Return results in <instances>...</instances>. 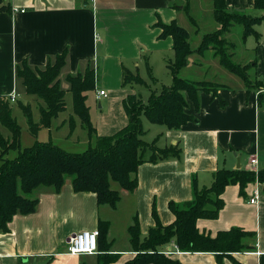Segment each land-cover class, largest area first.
Returning <instances> with one entry per match:
<instances>
[{
	"label": "crops",
	"instance_id": "obj_1",
	"mask_svg": "<svg viewBox=\"0 0 264 264\" xmlns=\"http://www.w3.org/2000/svg\"><path fill=\"white\" fill-rule=\"evenodd\" d=\"M225 5L231 13L240 12L253 18L264 16V11L254 8V0H225ZM209 6L212 23L202 27L204 30L195 28V37L199 38L192 51L198 48L205 34L220 28L213 18L212 0ZM199 8V0H0V105L3 102L18 105V84H22V80L17 77V69L23 62L31 69L44 70L56 56L66 53L59 85L64 69L67 73L62 75L61 81L66 82L68 76L83 75L91 70L94 90L92 98L87 95L90 92L86 93V104L90 100L95 106V111H91V105L87 104L96 135L92 139L88 133L87 136L91 143H95L97 137L111 136L128 123L123 108L127 96L135 94L143 101L136 86L148 89L149 94L152 86L161 87L154 75L155 65L161 64L170 75L167 62L174 59L172 39L161 36L162 27L174 23L186 30L179 25L182 16L193 18ZM237 25L240 26L241 48L239 43L225 37L231 34L233 24L223 35L232 45L228 54L232 60L236 59L233 64L241 68L251 66L246 73L251 80L260 82V86L248 90L239 77L220 64L214 51H205L210 52L209 59L193 52L187 58V65L178 72L180 78L189 80L183 70L199 71L203 63H210L220 79L229 83L217 78L205 80L219 88L215 94H200L198 111L188 102L186 113L195 120L178 130L163 126L164 131L157 137L165 140L161 142L156 138V146L178 145L180 158L139 165L134 191L111 184V189L119 193L114 207L97 204L94 193H76L70 177H65L57 192L41 186L26 194L25 197L37 200L36 210L29 215L14 216L7 225V232H0V264H98V256L102 254L114 255V264H124L136 255L129 236V228L135 220L141 239L155 224L151 214L153 207L161 225H171L175 217L168 204L192 200L193 177L198 187L203 188L211 185L213 173L220 169L264 171V19L253 26L254 33L246 39H243V26ZM237 52L241 53L240 57L236 56ZM145 61L153 81L146 73ZM140 66L144 69L143 76ZM123 68L138 74L144 85L123 86ZM68 89L64 90L65 94L70 93ZM100 91H104V96L99 95ZM12 94L14 102L9 99ZM26 96L36 105L38 119L34 122L37 123L39 108L44 104L35 96ZM23 105L31 108L30 104ZM58 116L48 129L54 126L57 133L58 129L66 128L67 140L77 128L85 130L74 115L73 107L66 117L58 120ZM70 120L74 123L72 132ZM252 156L256 160L254 169L250 166ZM255 191L258 202L251 205L249 199ZM220 198L223 206L217 217L197 220L196 229L210 238L231 229L243 231L247 236L242 240L240 252L222 256L181 252L174 241L160 247L159 252L179 264H264V185L254 182L242 190L238 185H230ZM100 222L107 225V231L98 239L96 254H66L70 237L83 231L99 230ZM167 252L171 254H165Z\"/></svg>",
	"mask_w": 264,
	"mask_h": 264
},
{
	"label": "trees",
	"instance_id": "obj_2",
	"mask_svg": "<svg viewBox=\"0 0 264 264\" xmlns=\"http://www.w3.org/2000/svg\"><path fill=\"white\" fill-rule=\"evenodd\" d=\"M254 8L264 11V0H254ZM213 18L220 28L203 36L195 51L189 45V34L183 28L172 23L162 27V37L172 39L174 59L167 62L172 83L152 91L146 103L139 96L128 95L123 101V108L128 118L125 127L111 136L97 137L93 146L82 153H68L50 141L36 140L32 146L23 149L19 146L20 127L12 116L9 102L0 105V232H7V225L16 215H29L35 212L37 200L26 196L43 186L59 191L65 177L72 178V187L76 193H94L97 204L114 207L119 200V193L111 189V182L127 191H134L137 186L135 177L137 168L142 163H157L169 158L179 159L181 150L178 145L158 148L156 139L153 143L142 140L145 131L141 118L150 124L164 126L168 130H178L194 117L186 113L188 102L195 111L199 109L201 93L215 94L219 86L206 81H190L178 77V72L187 65V58L193 52L201 54L212 50L218 56L220 64L230 73L239 77L247 89L258 88L260 82L251 80L247 70L251 66L239 67L232 63L227 43L223 35L233 24L243 26V39L254 33L253 26L260 23L264 16L250 17L240 12H229L225 0H212ZM66 53L54 58L44 70L31 69L23 62L17 69V77L22 80L25 93L39 98L44 107L39 108V121L34 122L30 106L18 103L31 135L37 136L40 129H48L53 119L65 111V91L60 88L59 74L65 64ZM146 73L154 80L147 61ZM68 92L72 95L73 113L92 139L96 135L86 93L94 90V76L91 70L83 75L68 76ZM144 85L138 74L123 68L122 85ZM262 102V95L258 96ZM222 105V103H219ZM70 131L74 123L69 121ZM11 151L16 156L8 158ZM258 182L264 185V171H245L241 169H220L213 173L209 187L199 188L196 179L191 180L192 200L182 204L169 203L168 208L175 221L168 226L159 222L155 207L152 209L154 226L149 228L144 239L140 237L137 220L129 228L130 243L136 255L124 264H179L166 258L159 248L174 241L181 252L214 253L228 255L243 249L242 240L247 236L241 230L231 229L219 232L215 238L200 234L196 229L199 219H215L223 206L220 196L230 185H238L242 190L247 184ZM99 237H104L107 225L100 222ZM98 237V239H99ZM114 255L98 256V264H114Z\"/></svg>",
	"mask_w": 264,
	"mask_h": 264
},
{
	"label": "rangeland",
	"instance_id": "obj_3",
	"mask_svg": "<svg viewBox=\"0 0 264 264\" xmlns=\"http://www.w3.org/2000/svg\"><path fill=\"white\" fill-rule=\"evenodd\" d=\"M210 0H199V5L200 8L196 11L195 13V17H191V16H182V19L179 22V25L184 27L190 34V40H189V44L191 46V49H194L198 44L196 43L197 38L199 37H195V31L196 30H204L202 27H206L210 22L212 23V17L210 16V6H209ZM191 15L193 16V13H191ZM185 17V18H184ZM194 20H196L197 25H193V22H195ZM196 28V30H195ZM240 26H238L237 24H235L233 30L231 31V34H226L227 36H225L226 38H228V40H232L233 42H235L236 44L239 43V47L241 48V44L239 41V30ZM204 56V59H209V54L210 52H203L201 53ZM236 56L240 57L241 53L237 52ZM198 57V56H197ZM195 58V57H194ZM229 58L231 59V54H229ZM236 59L232 60V63L235 61ZM153 62H155V59H153ZM143 66H140V74L143 76ZM184 72L183 75L186 76L189 80L191 81H205V80H212V78H217L218 80H221L220 82H225V83H229L228 81H226L225 79H220L222 77H220L217 73V71L213 70V67H211L210 63H203L202 67L199 69V71H196L194 68H187L186 70H183ZM224 71V70H222ZM67 73V71L64 69L61 72V78L62 75H65ZM154 75L155 77L158 79V82L161 86H169L172 83V80H170V75L168 74V72L165 70V68H163L160 64L159 65H155V69H154ZM225 72H223L224 74ZM222 74V73H221ZM181 74H178V77H180ZM60 78V88H62L63 90H67L69 85L68 83L64 80L61 81ZM97 82V81H96ZM168 84V85H166ZM137 89H139V92L142 96L143 102L146 103L148 100V95H150L148 93V89H145L144 87L141 86H136ZM23 86L21 83L18 84V101L19 103L22 104H30L31 105V109L33 112V117L34 120L38 119V111L36 108V105H34L32 102H29L28 97L26 96L25 90H23ZM160 89V87H151L150 90L152 91H158ZM93 92V91H92ZM88 96L91 95V98L93 96V93H88ZM65 102H66V111L62 114H60L58 117V120L61 117H66L68 114L71 113V108H72V103H71V94L70 93H66L65 94ZM90 101V100H89ZM89 101H87L88 105H91V103H89ZM91 111H95V106L94 103H92L91 105ZM11 110H12V116L13 118L16 120L17 124L20 127V138H19V146L21 149L25 148V147H30L32 146V144L38 140V141H50L52 142V144H54L55 146L59 147L60 149H62L65 152L68 153H82L84 152L87 148H89L90 146H93L94 143H91L90 139L87 136V132L85 130H80V128H77L76 131L72 134L70 140H67V134L66 133V128L60 130L58 129V132L56 133V129L54 128V126H52L51 129H40L37 136L33 137L29 130H28V126L26 124V119L24 118L21 110L18 108V105L16 103H13L11 106ZM141 122H142V126L143 129L145 130L146 133H144V135L141 137L143 141L150 143L152 140L158 138V140L160 139L161 142H164L165 138L160 136L157 137L158 134H160L162 131H164V127L163 126H159V125H153L148 123V121L145 118H141ZM57 123V122H55ZM3 134L5 136L8 135L9 132H7L5 129L1 128ZM157 140V141H158ZM14 156H16V151H11L8 155V158H13ZM112 185H116V183L111 182Z\"/></svg>",
	"mask_w": 264,
	"mask_h": 264
},
{
	"label": "built area",
	"instance_id": "obj_4",
	"mask_svg": "<svg viewBox=\"0 0 264 264\" xmlns=\"http://www.w3.org/2000/svg\"><path fill=\"white\" fill-rule=\"evenodd\" d=\"M11 2L12 0H7ZM15 12H18L17 9H14ZM20 13H23L24 10H20ZM99 95L104 96V91H100ZM10 102L15 101V96L12 94L10 97ZM256 165V160L254 156L250 158V166L254 169ZM258 202V193L255 191L253 193V196L249 199V203L251 205L257 204ZM98 237H99V231L93 230V231H83L80 233H77L70 237L67 245V251L66 254L71 256H77V255H93L97 253L98 250ZM165 254H171V252H167Z\"/></svg>",
	"mask_w": 264,
	"mask_h": 264
},
{
	"label": "water",
	"instance_id": "obj_5",
	"mask_svg": "<svg viewBox=\"0 0 264 264\" xmlns=\"http://www.w3.org/2000/svg\"><path fill=\"white\" fill-rule=\"evenodd\" d=\"M41 264H44V263H41Z\"/></svg>",
	"mask_w": 264,
	"mask_h": 264
}]
</instances>
